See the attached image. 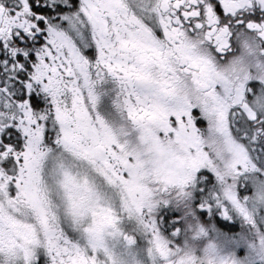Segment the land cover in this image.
Segmentation results:
<instances>
[{"label":"snow or ice","instance_id":"snow-or-ice-1","mask_svg":"<svg viewBox=\"0 0 264 264\" xmlns=\"http://www.w3.org/2000/svg\"><path fill=\"white\" fill-rule=\"evenodd\" d=\"M0 264H264V0H0Z\"/></svg>","mask_w":264,"mask_h":264}]
</instances>
